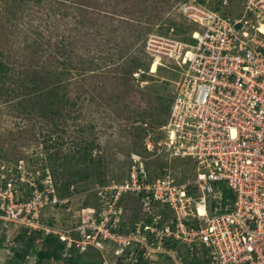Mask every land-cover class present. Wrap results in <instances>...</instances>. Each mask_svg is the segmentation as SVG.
Here are the masks:
<instances>
[{
  "label": "built area",
  "instance_id": "obj_1",
  "mask_svg": "<svg viewBox=\"0 0 264 264\" xmlns=\"http://www.w3.org/2000/svg\"><path fill=\"white\" fill-rule=\"evenodd\" d=\"M236 1L232 16L186 0L179 14L200 30L185 40L152 34L145 42L151 66L184 68L161 134L146 143L179 166L149 172L134 154L124 180L96 189L97 206L61 231L40 215L68 199L48 179L38 184L21 166H0V222L56 235L63 257L91 247L102 264L129 252L125 261L138 252L151 264L159 256L174 264H264V0ZM128 195L142 207L132 227L133 217L119 222Z\"/></svg>",
  "mask_w": 264,
  "mask_h": 264
},
{
  "label": "rangeland",
  "instance_id": "obj_2",
  "mask_svg": "<svg viewBox=\"0 0 264 264\" xmlns=\"http://www.w3.org/2000/svg\"><path fill=\"white\" fill-rule=\"evenodd\" d=\"M35 1L0 0V60L7 67L0 80V166L12 170L21 166L35 178L44 168V178L55 184V191L73 172L82 176L68 198V209L43 211L53 219L54 230L61 231L79 220L87 194L100 180L122 182L134 155L129 153L142 152L139 146L143 142L146 149L148 135L154 140L161 134L158 124L169 116L184 68L168 61L165 67L153 64L157 69L153 72L144 47L150 35L170 34L173 24H186L179 14L186 0ZM219 1L227 2L222 9L232 16L237 13L239 1L206 0L210 5ZM189 27L200 30L196 24ZM132 57L148 64V69L130 66ZM65 61L67 81L61 83L54 75ZM57 87L69 102L51 107L48 95ZM8 89L14 94H6ZM140 129L147 130L144 140ZM54 142L59 143L45 149ZM85 142L92 143L93 162L76 166V144ZM142 158L149 172L180 165L155 148ZM122 200L125 211L119 222L127 224L142 207L131 195ZM10 227L0 222V264H14L11 248L17 246L13 240L17 230ZM109 248L104 255L113 263L116 257ZM36 261L32 255L22 264ZM154 264L174 262L159 256Z\"/></svg>",
  "mask_w": 264,
  "mask_h": 264
},
{
  "label": "trees",
  "instance_id": "obj_3",
  "mask_svg": "<svg viewBox=\"0 0 264 264\" xmlns=\"http://www.w3.org/2000/svg\"><path fill=\"white\" fill-rule=\"evenodd\" d=\"M22 1L25 2V1H31V0H20V2H22ZM198 1L201 4L207 5L208 7H210L211 9H213L215 11H219L222 15H232V14H230V12H227L225 9H222V6H223L222 1H219L214 5H210L208 2H206V0H198ZM35 2L40 3L41 0H36ZM234 2H235V0H234ZM169 29H170V31L172 29V31L170 32L171 35L176 36L182 40H185L187 38L188 33H190L192 31L190 29L189 25L187 26V24H185L182 27L173 24L171 27L168 28V30ZM166 35H169V34H166ZM134 37L136 40L140 39V36H139V38L136 35ZM143 40L144 39H142V37H141V39H140L141 43H143ZM140 49L142 50L143 48H140ZM141 54H143V52ZM66 63H67L66 61L60 62L59 64L62 65V69L54 75L55 78L61 83H64L67 81V79L65 78L66 77L65 66L67 65ZM48 64H50V63H48ZM129 64H130V66L132 65L134 67H139V66L141 67L142 66L146 70L148 69V66H149L148 64L144 65L143 62L142 63L139 62V59L135 58V57H132V59H130ZM51 66H53V65H51ZM49 67L46 70H49ZM6 71H7L6 65L2 64V60H0V80L5 76ZM132 72H133L132 69H130V71H128V74H131ZM142 77H144V76H142ZM58 85H61V84L58 83ZM35 86L38 87V89L42 91L43 88H40L37 85H34V87ZM64 86H66V85H64ZM58 89H59V87L54 88L53 90H51V92L48 95L49 105L51 107L57 103L67 104L69 102V100L66 99L65 95H62L58 92ZM5 92H6V94H9V95H11V93L14 94V92L10 89L5 90ZM0 93H1V90H0ZM52 113L56 117H58L60 115L58 110H55ZM44 116H46V113L44 114ZM166 121H167V118H164V121L161 124H158L159 127L164 125L166 123ZM146 135H147L146 129H143V132L141 130V133H139V137L142 140H144ZM58 143L54 142L53 144H50L49 146H45V149L55 147L56 145H58ZM76 145H77L76 146L77 151L74 152V155H76V157L74 158V163L76 164V166L78 164H81V163H92L93 162V159L91 158L92 157L91 152L93 150L92 143L85 142V143L76 144ZM139 147L142 148V152H141V149L137 150V151L132 150L129 153V155L133 153L135 155L143 156V153L147 152L146 149L144 148L143 142H141ZM128 163H129L128 164V169H129L130 164H131V160ZM75 169H77V168L75 167ZM16 171H17V169L15 170V172ZM45 176H46V172H44V168H42L41 175L39 177L35 178L36 183L39 184V181L41 179H43ZM78 176H79V178H82V176L79 175L77 172H73L71 174L70 178L62 183L61 188L56 189V195L59 199H64V198L70 199L71 198V195L73 194L74 189H75L74 186L79 182V179H77ZM108 183L109 182L107 180H100L99 183H97L94 186V188L91 189V192L89 194H87V199H85V202H83V204H82L83 207L80 210V218L77 222H75L73 224V226H75L76 224H79L84 219L85 215H87L88 212H90L94 206L95 207L97 206L98 196L96 195L97 192L93 193V190L95 191L99 187H101L103 185H107ZM40 188H42V186H40ZM67 204H69V200L67 201L66 204H57L53 208L56 209V208L61 207L62 209H68ZM40 219L43 222V224H45V225H49L50 227L55 226L53 219H49V218L45 217L43 214L40 215ZM133 220L134 221L131 223V227L134 225V223L136 221L135 218ZM121 231H123V230H121ZM38 239L40 240V243L38 245H35V241ZM13 240L15 243H17L16 248H11V250L14 252L13 253L14 264H22L27 259L28 256H32V255L36 256V258H37V261L35 262V264H41L42 262H45L48 264H102L101 255L99 254L100 252L98 250L91 248V247H89L88 250L84 254L83 253L78 254V252L72 251L71 257H69V258L63 257L62 254L64 251V243L60 242L56 235H54V234L45 235L43 231L35 232V231L30 230V229H21V231L17 230V232L14 235ZM130 256H131L130 252L123 254V256H121L116 261L115 264H151L149 262L143 261V259L141 258L140 254L138 252H136L132 255V260L134 259V261H132V262L131 261L130 262L125 261ZM108 259H109V257H108ZM186 264H188V263H186ZM191 264H200V263L192 262Z\"/></svg>",
  "mask_w": 264,
  "mask_h": 264
},
{
  "label": "bare ground",
  "instance_id": "obj_4",
  "mask_svg": "<svg viewBox=\"0 0 264 264\" xmlns=\"http://www.w3.org/2000/svg\"><path fill=\"white\" fill-rule=\"evenodd\" d=\"M156 65H157V63H155ZM154 69H156V66L155 65H153V67H152V71L154 72Z\"/></svg>",
  "mask_w": 264,
  "mask_h": 264
}]
</instances>
